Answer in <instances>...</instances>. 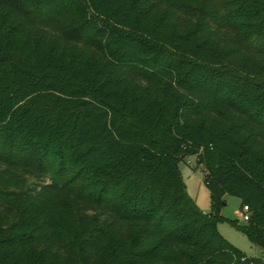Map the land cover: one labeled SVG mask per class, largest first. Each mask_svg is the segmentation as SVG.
<instances>
[{"label": "trees", "instance_id": "obj_1", "mask_svg": "<svg viewBox=\"0 0 264 264\" xmlns=\"http://www.w3.org/2000/svg\"><path fill=\"white\" fill-rule=\"evenodd\" d=\"M0 163V264H264V0H0Z\"/></svg>", "mask_w": 264, "mask_h": 264}, {"label": "rangeland", "instance_id": "obj_2", "mask_svg": "<svg viewBox=\"0 0 264 264\" xmlns=\"http://www.w3.org/2000/svg\"><path fill=\"white\" fill-rule=\"evenodd\" d=\"M7 167L0 163V169ZM181 173L185 182L187 194L205 213L211 211V192L207 187L203 169L198 166L195 156L186 157L180 163ZM47 182V180H46ZM226 204L221 209V214L226 218L218 223V230L222 236L231 244L243 251L248 257L264 259V247L255 244L251 238L242 230L247 224L244 220L243 201L233 195H226ZM230 220H235L238 226L233 225Z\"/></svg>", "mask_w": 264, "mask_h": 264}, {"label": "built area", "instance_id": "obj_3", "mask_svg": "<svg viewBox=\"0 0 264 264\" xmlns=\"http://www.w3.org/2000/svg\"><path fill=\"white\" fill-rule=\"evenodd\" d=\"M243 211H244V216H243V218H244V220H249V218H250V212H249V206H244V208H243Z\"/></svg>", "mask_w": 264, "mask_h": 264}]
</instances>
